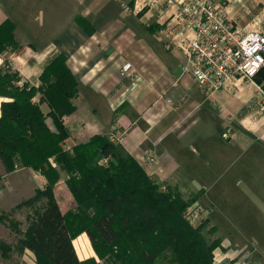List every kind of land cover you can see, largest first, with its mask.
I'll return each instance as SVG.
<instances>
[{
	"label": "crops",
	"instance_id": "obj_1",
	"mask_svg": "<svg viewBox=\"0 0 264 264\" xmlns=\"http://www.w3.org/2000/svg\"><path fill=\"white\" fill-rule=\"evenodd\" d=\"M204 1L0 0V49L9 37L15 46L0 51V71L16 73L19 88H37L44 68L63 57L77 84L75 110L63 118L65 150L124 130L119 148L162 189L204 211L220 240L217 264H264V70L211 96L183 72L194 37L187 14ZM210 2L240 29L264 31V19L255 26L240 0ZM126 64L131 69L121 74ZM7 101L0 96V115ZM150 152L153 165L142 162ZM46 186L18 161H0L3 210Z\"/></svg>",
	"mask_w": 264,
	"mask_h": 264
},
{
	"label": "trees",
	"instance_id": "obj_2",
	"mask_svg": "<svg viewBox=\"0 0 264 264\" xmlns=\"http://www.w3.org/2000/svg\"><path fill=\"white\" fill-rule=\"evenodd\" d=\"M3 26L11 30L10 23ZM11 45L9 37L0 51ZM18 81L16 73L0 71V96L11 99L1 103L0 160L5 164L16 160L47 180L43 190L21 204L43 201L42 212L20 242L37 264H81L75 252L85 256L90 251L85 237L72 241L80 233L92 244L99 240L106 246L118 245L127 252L128 264H213V252L220 246L215 229L201 219L200 224H191L185 216L190 202L161 190L109 138L95 136L71 153L65 150L69 132L63 118L75 110L71 100L77 84L63 57L44 68L37 88H19ZM37 94L38 102H33ZM42 104L47 113L41 111ZM103 159L107 162L101 165ZM57 169L67 176L65 185L76 213L61 212L54 193Z\"/></svg>",
	"mask_w": 264,
	"mask_h": 264
},
{
	"label": "built area",
	"instance_id": "obj_3",
	"mask_svg": "<svg viewBox=\"0 0 264 264\" xmlns=\"http://www.w3.org/2000/svg\"><path fill=\"white\" fill-rule=\"evenodd\" d=\"M187 17V28L193 31L194 37L186 46L187 62L182 70L192 76L204 95L211 96L222 90L235 77L251 81L264 68V31L240 29L218 4L210 0H205ZM130 69L129 64L124 65L121 74ZM108 138L112 144L121 146L126 132L114 128ZM106 162L107 159H103L100 164ZM142 162L153 165L156 157L152 152L147 153ZM188 214L186 211L185 216L191 224L200 220L192 219Z\"/></svg>",
	"mask_w": 264,
	"mask_h": 264
},
{
	"label": "rangeland",
	"instance_id": "obj_4",
	"mask_svg": "<svg viewBox=\"0 0 264 264\" xmlns=\"http://www.w3.org/2000/svg\"><path fill=\"white\" fill-rule=\"evenodd\" d=\"M240 1L242 4L244 3L248 12L252 13L250 19H254L255 26H260L264 19V16H261L264 12V0ZM57 172L59 173L58 181H62L60 179L65 174L60 172L59 169H57ZM59 185L60 189L57 193V200L59 201L61 212L76 213L77 209L75 208V202L69 193L68 188L64 184L59 183ZM161 190L163 189L161 188ZM188 202L191 204L194 201L190 199ZM42 209L43 201H34L33 204L20 205L11 210H3L0 208V264H37L34 254L27 248H24L20 242L25 239L29 224L37 219L39 213L42 212ZM186 211L192 219H201L200 221L205 220L204 211L197 205H189ZM197 224H200L199 220L195 222V225ZM207 228H211L208 223ZM80 236L85 237L87 240V249L90 251V254L85 256L81 253L80 255H77L74 251L77 260L81 264H128L127 252L122 251L118 245L106 246L99 240H97L95 244H92L85 233L75 235L72 238V241ZM214 238H216L215 235ZM219 258L216 248L213 252V264H217Z\"/></svg>",
	"mask_w": 264,
	"mask_h": 264
}]
</instances>
